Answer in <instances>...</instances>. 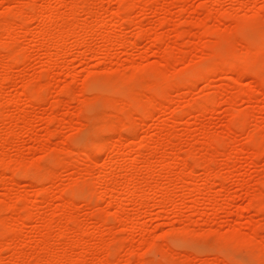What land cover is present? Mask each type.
Segmentation results:
<instances>
[{"label":"rangeland","instance_id":"1","mask_svg":"<svg viewBox=\"0 0 264 264\" xmlns=\"http://www.w3.org/2000/svg\"><path fill=\"white\" fill-rule=\"evenodd\" d=\"M263 26L264 0H0V264H264Z\"/></svg>","mask_w":264,"mask_h":264},{"label":"bare ground","instance_id":"2","mask_svg":"<svg viewBox=\"0 0 264 264\" xmlns=\"http://www.w3.org/2000/svg\"><path fill=\"white\" fill-rule=\"evenodd\" d=\"M122 6H124V5H122ZM121 6V7H122ZM126 6L127 5H125L124 7L126 8ZM130 8V7H129ZM259 15V17H260V14H258ZM254 18V17H253ZM55 20V19H54ZM57 20V19H56ZM262 20V19H261ZM238 27V26H237ZM264 27V26H263ZM242 29V28H241ZM249 30V29H248ZM246 31V30H245ZM60 32H61V30H60ZM232 33V32H231ZM237 33H240V32H237ZM261 33V32H260ZM46 34V33H45ZM48 34V33H47ZM226 34V33H225ZM242 34V33H241ZM241 34H240V36H241ZM253 34V33H252ZM63 35V34H62ZM65 35V34H64ZM213 35H215V34H213ZM234 35V34H233ZM250 35V34H249ZM264 35V34H263ZM47 36V35H46ZM61 36V35H60ZM59 36V37H60ZM64 37V36H63ZM62 37V38H63ZM219 37V36H218ZM235 37V36H234ZM264 37V36H263ZM48 38V37H47ZM236 38V37H235ZM219 39V38H218ZM231 39V38H230ZM234 39V38H233ZM264 38H262V40H263ZM50 40V39H49ZM230 41V40H229ZM49 42V41H48ZM220 42V41H219ZM222 46L223 47H221L220 46V48H224V44L222 43ZM63 47V46H62ZM61 48V47H60ZM213 49V48H212ZM236 49V48H235ZM59 51V50H58ZM254 51H256V50H254ZM258 51H260V50H258ZM251 52H253V51H251ZM221 53H223L222 52V50H221ZM250 53V52H249ZM253 55H254V53H253ZM237 56V55H236ZM241 57V56H240ZM242 57H243V53H242ZM223 59V58H222ZM230 59V58H229ZM243 59V58H242ZM210 60V59H209ZM208 60V61H209ZM217 60V59H216ZM231 60H232V58L230 59V63L232 64L233 62H231ZM229 61V60H228ZM233 61V60H232ZM237 61V60H236ZM242 61V60H241ZM219 62V61H218ZM212 63H213V61H212ZM230 63H228V64H230ZM227 64V65H228ZM235 64V63H234ZM217 65H220L219 63L217 64ZM225 65H226V63H225ZM203 66V65H202ZM206 66V65H205ZM222 65H220V67H221ZM211 67H212V65H211ZM219 67V68H220ZM235 67H237L236 65H235ZM254 67V66H253ZM203 68H204V66H203ZM213 68H215L214 66H213ZM219 68H218V70H219ZM223 68V67H222ZM238 68V67H237ZM221 69V68H220ZM225 69V68H224ZM228 69V68H227ZM236 69V68H235ZM203 70V69H202ZM207 70V69H206ZM209 70V69H208ZM214 70V69H213ZM222 70V69H221ZM231 70V69H230ZM237 70V69H236ZM215 71V70H214ZM225 71V70H224ZM262 71H264V70H262ZM203 72H205L204 70H203ZM209 72V71H208ZM226 72H228V71H226ZM231 72V71H230ZM232 72H233V70H232ZM238 72H239V68H238ZM216 73V72H215ZM238 75H239V73H237ZM242 74V73H241ZM252 74H254L253 72H252ZM140 75H141V73H140ZM200 75H203V74H199V76ZM208 75V74H207ZM260 75V74H259ZM205 76V75H204ZM242 76V75H241ZM151 77V76H150ZM198 77V76H197ZM197 77H195V78H197ZM143 78H144V76H143ZM155 78V77H154ZM161 78V77H160ZM259 78H260V76H259ZM151 79V78H150ZM261 79V78H260ZM144 81H146L145 79H144ZM173 81V80H172ZM264 82V81H263ZM172 83V82H171ZM175 83V82H174ZM192 83H193V81H192ZM191 83V84H192ZM152 84V83H151ZM176 84V83H175ZM170 86L172 87L173 85H171L170 84ZM185 86H187V85H185ZM170 88V87H169ZM90 90V89H89ZM151 91V90H150ZM167 91V90H166ZM132 95V94H131ZM159 95V94H158ZM33 97V96H32ZM159 97V96H158ZM160 97H162V96H160ZM129 98V97H128ZM126 99H127V97H126ZM210 100L211 99H213V98H209ZM129 101L132 103V101H133V99H131L130 100V98H129ZM152 101V100H151ZM154 101V100H153ZM213 101V100H212ZM212 103H214V101L212 102ZM211 103V104H212ZM116 104V103H115ZM154 104V103H153ZM153 104H152V106H153ZM203 106L205 107V105L203 104ZM123 108V107H122ZM190 108H191V106H190ZM206 108V107H205ZM203 109V108H202ZM118 115V114H117ZM119 118H121V116L119 117ZM237 123V122H236ZM241 123V122H240ZM238 126V125H237ZM255 140H259V139H255ZM250 142V141H249ZM256 143V142H255ZM101 150V149H100ZM89 157H91L90 156V154L88 155ZM87 156V157H88ZM102 174H103V177L104 176H106V173L105 172H102ZM128 184V183H127ZM99 188H103V190H104V195H112L113 193H115L116 192V187L114 186V187H112L111 189L109 188V189H107L104 185H99ZM152 252V251H151ZM153 253V252H152ZM154 256V255H153ZM49 261V260H48ZM46 263V262H45ZM47 264V263H46ZM48 264H51V263H49L48 262ZM53 264V263H52ZM146 264V263H145Z\"/></svg>","mask_w":264,"mask_h":264}]
</instances>
